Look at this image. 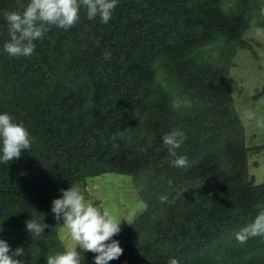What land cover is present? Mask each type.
Wrapping results in <instances>:
<instances>
[{
  "label": "trees",
  "instance_id": "16d2710c",
  "mask_svg": "<svg viewBox=\"0 0 264 264\" xmlns=\"http://www.w3.org/2000/svg\"><path fill=\"white\" fill-rule=\"evenodd\" d=\"M27 3L0 0V114L32 138L0 162V239L46 264L65 249L51 212L60 190L126 169L143 208L112 237L123 252L108 264H264V235L235 239L264 211L248 169L264 144L246 143L229 84L237 51L254 53L244 35L264 29V0H118L107 23L81 7L73 27L49 26L32 55L11 57L4 13ZM173 131L186 168L163 143ZM31 218L48 225L41 235Z\"/></svg>",
  "mask_w": 264,
  "mask_h": 264
},
{
  "label": "clouds",
  "instance_id": "9594fccd",
  "mask_svg": "<svg viewBox=\"0 0 264 264\" xmlns=\"http://www.w3.org/2000/svg\"><path fill=\"white\" fill-rule=\"evenodd\" d=\"M118 0H28L22 11L5 12L4 17L9 25L10 40L5 42L3 49L11 57L30 56L34 53L33 41L41 39L48 31L49 26L62 29L73 27L78 20L81 7L86 9L89 20L97 17L102 23L112 18V13ZM178 106V105H177ZM261 126H264L262 124ZM185 135L180 131H173L165 135L163 143L168 146V152L173 166L188 167L185 155H177ZM32 138L22 123L13 122L8 114H0V162L8 163L13 158H19L22 150L31 147ZM169 185L172 181H168ZM60 198L53 199L51 212L57 221L62 220L63 229L72 241L61 252L50 254L46 264H82L83 252H92L94 264H108L117 259L123 252L119 241L112 239L120 232L118 217L104 205L99 207L91 201H86L84 195L77 187L61 189ZM162 203L170 202L166 195L160 197ZM26 230L31 235H41L48 225L31 218L25 221ZM264 235V211L260 212L248 225L241 228L235 239L243 244L250 237ZM11 252V255L9 253ZM24 254L23 248L14 252L10 245L0 239V264H24L19 259ZM168 264H179L172 258Z\"/></svg>",
  "mask_w": 264,
  "mask_h": 264
},
{
  "label": "rangeland",
  "instance_id": "374dc122",
  "mask_svg": "<svg viewBox=\"0 0 264 264\" xmlns=\"http://www.w3.org/2000/svg\"><path fill=\"white\" fill-rule=\"evenodd\" d=\"M249 40L254 53L239 50L232 59L229 84L235 102V108L244 125V134L248 145L264 144V29L251 25L244 35ZM249 173L255 183L264 182V150L248 157ZM126 169H118L111 174H101L93 178L90 184L79 187L86 201L96 206L104 205L110 209L125 226L142 210L136 189ZM85 193V194H84ZM59 239L64 246L72 241L63 226L59 227Z\"/></svg>",
  "mask_w": 264,
  "mask_h": 264
}]
</instances>
